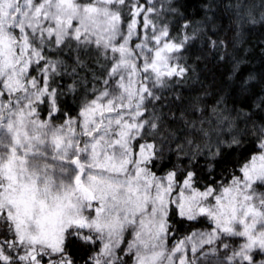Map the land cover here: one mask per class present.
<instances>
[{
  "label": "snow or ice",
  "instance_id": "6c2138e0",
  "mask_svg": "<svg viewBox=\"0 0 264 264\" xmlns=\"http://www.w3.org/2000/svg\"><path fill=\"white\" fill-rule=\"evenodd\" d=\"M257 23L264 0H0V264H264Z\"/></svg>",
  "mask_w": 264,
  "mask_h": 264
},
{
  "label": "trees",
  "instance_id": "16d2710c",
  "mask_svg": "<svg viewBox=\"0 0 264 264\" xmlns=\"http://www.w3.org/2000/svg\"><path fill=\"white\" fill-rule=\"evenodd\" d=\"M193 6L198 3V0H191ZM246 43L239 45V47L247 49L244 53L245 63L241 65V75L247 76L251 71L259 74L264 70V26L257 23L247 27L246 35L244 37ZM227 65H221L212 61L206 62L203 67L202 79L208 83H216L217 85L226 82ZM259 85H257V90Z\"/></svg>",
  "mask_w": 264,
  "mask_h": 264
}]
</instances>
